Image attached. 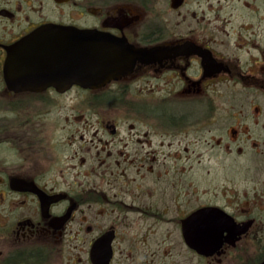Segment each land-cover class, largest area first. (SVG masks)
Returning <instances> with one entry per match:
<instances>
[{"label":"flooded vegetation","instance_id":"1","mask_svg":"<svg viewBox=\"0 0 264 264\" xmlns=\"http://www.w3.org/2000/svg\"><path fill=\"white\" fill-rule=\"evenodd\" d=\"M132 1L0 0V264H97L92 246L107 231L112 264L123 215L168 221L173 210L182 213L181 230L182 219L204 206L221 208L244 229L204 257L210 264L264 258L262 249L244 259L252 245H264V109L215 104L220 84L264 101V0H230L226 17L218 0H196L193 11L192 0L176 7L169 0L179 10L173 24L156 22L154 0H146L154 22L140 31ZM50 22L126 38L145 52L101 87L11 86L10 46ZM73 93L84 107L78 126L72 110L59 117V100ZM219 159L222 169L254 172L245 200L236 192L220 203L187 200L188 188L198 194L204 169L216 175ZM92 213L115 215L102 224Z\"/></svg>","mask_w":264,"mask_h":264},{"label":"water","instance_id":"2","mask_svg":"<svg viewBox=\"0 0 264 264\" xmlns=\"http://www.w3.org/2000/svg\"><path fill=\"white\" fill-rule=\"evenodd\" d=\"M174 0L172 6H178ZM143 49L126 38L96 29L45 23L10 46L5 77L17 89H41L48 85L65 89L73 83L101 87L130 72ZM182 236L188 247L210 256L226 241L233 243L244 229L217 206H204L182 219ZM111 232V231H110ZM94 241L91 253L97 264H108L112 232ZM259 264H264V258Z\"/></svg>","mask_w":264,"mask_h":264},{"label":"rangeland","instance_id":"3","mask_svg":"<svg viewBox=\"0 0 264 264\" xmlns=\"http://www.w3.org/2000/svg\"><path fill=\"white\" fill-rule=\"evenodd\" d=\"M132 2V7L141 16V20L135 25V28L139 31L147 29L154 20H152V13L148 11L146 0H133ZM216 4L222 17H226L230 12V0H218ZM196 6V0H192L187 8L193 11L196 10ZM169 8V0H154L153 13L158 14L155 21L162 23V18H166L171 24L176 23L179 19V10L173 11ZM219 88L223 92L219 99L215 101L219 110L229 108L244 111L248 109L249 104L251 108L261 105L264 109V101H249L242 86L220 84ZM80 98L81 95L73 93L69 97L59 100V117L66 111L70 112L72 110L75 114L73 123L75 126L82 124L79 121V115L84 112V107ZM107 108L113 109L115 107ZM60 119L63 120V118ZM250 156L253 157V154ZM221 165V159H219L215 176L207 174L204 169L199 181L200 190L198 194H191V189L188 188L186 199L192 201L194 195H198V202L202 204L220 203L224 201L225 197L233 199L236 192L238 197L244 201L245 195L243 192L256 182L254 172L252 170L231 171L226 166L222 169ZM81 182L83 183V181ZM92 182L99 184L97 181ZM98 187H102V185L100 184ZM247 193L250 195L251 191H247ZM247 197L252 199L250 196ZM92 215L99 217L102 224H106L107 220L115 214L108 216L92 213ZM180 215L182 213L172 210L166 214L168 221L142 217L140 213L130 212L123 215L125 220L122 221L123 224L117 223L120 236L115 242L116 253L112 264H210L206 258L195 253L184 243L177 222ZM262 249H264V245H252L244 259H254ZM223 264L227 263L224 262Z\"/></svg>","mask_w":264,"mask_h":264}]
</instances>
